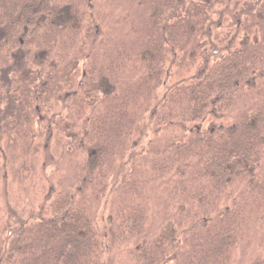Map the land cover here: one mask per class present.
Listing matches in <instances>:
<instances>
[{"label": "trees", "instance_id": "16d2710c", "mask_svg": "<svg viewBox=\"0 0 264 264\" xmlns=\"http://www.w3.org/2000/svg\"><path fill=\"white\" fill-rule=\"evenodd\" d=\"M147 7L120 44L92 0H0V141L36 124L51 165L58 129L72 167L2 227L0 264H112L114 238L131 264H233L264 205V0Z\"/></svg>", "mask_w": 264, "mask_h": 264}, {"label": "rangeland", "instance_id": "374dc122", "mask_svg": "<svg viewBox=\"0 0 264 264\" xmlns=\"http://www.w3.org/2000/svg\"><path fill=\"white\" fill-rule=\"evenodd\" d=\"M149 1L150 0H92L93 11L103 25V37L106 39L115 38L119 40L118 43L120 44L124 43L125 40L130 41V39L135 37V34L128 32L130 23L135 20L141 21L142 18L147 15ZM62 108L66 112L65 116H73V99L62 103L61 106H58L57 110ZM64 122H55V125L64 124ZM33 125L34 126H31V128H35V132L38 133V138L32 141L33 143L24 138H20L21 133L19 130L22 126L10 130L9 132L12 134L4 136V139L0 141V145H5V152H7L6 154H2L4 156L0 159V230L6 223L8 224L7 229H9L18 219L26 216L31 209L36 210L42 201L43 189L45 188L46 190V181L48 182L49 180L52 183L53 181L57 183L66 182V180L59 179L66 178L72 170L70 163L67 162L69 152L67 153L66 150L63 152L65 147L58 143L61 140L66 141L60 136V131L56 129V135L50 142L51 150L49 148L58 159L54 161L55 164L48 165L44 161V151H46L43 150V145L45 144L44 140L46 138L44 129L42 130L41 127L36 124ZM41 126H43V124ZM24 131L26 130H22V134ZM24 135L27 134L24 133ZM11 137H14L16 142L8 143ZM75 158L71 161L74 162ZM80 162H82V156L81 160L78 159L77 163ZM56 165L57 167H55ZM109 165L112 166V164ZM136 165H138V163L134 164L133 168L136 167ZM108 168L111 169V176L109 177L111 178L114 167ZM257 174H259L260 179L264 176V161L258 169ZM244 188L245 185L240 184V188L237 191V200L244 197ZM152 201L156 203V194L154 193L152 194ZM116 203H118L117 198H114L112 204L111 202L108 204V211L112 209L111 205L113 207ZM96 207L94 214L97 215V218H100L103 213L102 204L97 203ZM262 208L263 209L256 210V213H253V221L251 220L252 223H250L249 233L233 250V264H249L264 253V219H262L264 205ZM158 210L161 209H159L156 204L155 212ZM153 215L154 214L151 215L153 218L150 230L155 234L159 232L167 219H161L158 214ZM166 222L168 223V220ZM3 237L4 235L1 237L0 234V242ZM111 243L112 246L115 247L113 249L114 257L112 259V264H131V258L126 255V253L119 252L116 238L112 239ZM1 246L2 245H0V248Z\"/></svg>", "mask_w": 264, "mask_h": 264}]
</instances>
